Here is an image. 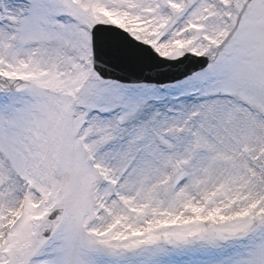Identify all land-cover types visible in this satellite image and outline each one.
<instances>
[{"label": "snow or ice", "instance_id": "1", "mask_svg": "<svg viewBox=\"0 0 264 264\" xmlns=\"http://www.w3.org/2000/svg\"><path fill=\"white\" fill-rule=\"evenodd\" d=\"M0 264H264V0H0Z\"/></svg>", "mask_w": 264, "mask_h": 264}]
</instances>
